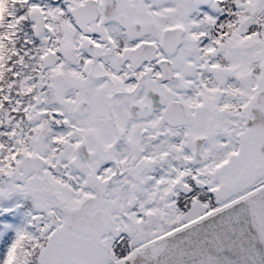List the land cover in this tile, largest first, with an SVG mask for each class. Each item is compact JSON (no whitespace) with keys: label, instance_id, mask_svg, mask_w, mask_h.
Returning a JSON list of instances; mask_svg holds the SVG:
<instances>
[{"label":"snow or ice","instance_id":"6c2138e0","mask_svg":"<svg viewBox=\"0 0 264 264\" xmlns=\"http://www.w3.org/2000/svg\"><path fill=\"white\" fill-rule=\"evenodd\" d=\"M0 264H264V0H0Z\"/></svg>","mask_w":264,"mask_h":264}]
</instances>
